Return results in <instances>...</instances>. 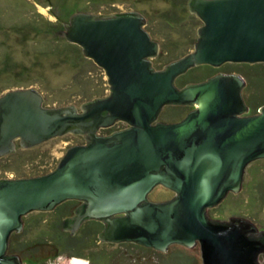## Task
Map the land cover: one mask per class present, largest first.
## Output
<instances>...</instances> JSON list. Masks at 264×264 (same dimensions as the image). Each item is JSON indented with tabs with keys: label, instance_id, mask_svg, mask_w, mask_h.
<instances>
[{
	"label": "water",
	"instance_id": "1",
	"mask_svg": "<svg viewBox=\"0 0 264 264\" xmlns=\"http://www.w3.org/2000/svg\"><path fill=\"white\" fill-rule=\"evenodd\" d=\"M202 22L194 51L156 70L160 45L137 12L112 17L78 12L59 32L102 68L110 93L81 106L47 108L34 88L0 96V157L66 134L85 136L55 170L0 180V264H23L9 255L13 233L34 212H53L68 201L82 203L62 228L75 235L100 221L102 243L136 244L159 252L173 245H200L203 264H259L264 232L249 221H214L209 209L241 192L246 169L264 160V106L256 114L240 74H219L179 88L191 69L264 63V0H190ZM167 106L195 109L176 123L158 121ZM117 122L129 128L100 136ZM158 187L175 196L150 201Z\"/></svg>",
	"mask_w": 264,
	"mask_h": 264
},
{
	"label": "rangeland",
	"instance_id": "2",
	"mask_svg": "<svg viewBox=\"0 0 264 264\" xmlns=\"http://www.w3.org/2000/svg\"><path fill=\"white\" fill-rule=\"evenodd\" d=\"M189 1L0 0V96L11 90L34 88L43 96L47 108L75 106L80 109L84 103L110 93L104 70L86 58L79 46L57 34L78 12L105 14L123 10L141 14L146 20L145 29L160 45L159 55L152 60L153 67L163 70L169 63L194 51L202 22L190 12ZM240 65L228 63L216 71L238 74ZM201 67L203 70L205 66ZM201 67L190 70L187 79L197 80L195 75L202 73ZM176 84L179 87V81ZM246 88L243 96L248 101L257 90L255 86L249 91ZM169 107L163 112H169ZM191 110L192 107L185 108L184 115ZM81 144H84L81 136L69 133L29 149L18 145L12 154L0 157V180L50 173L70 147ZM260 185H264V160L247 167L241 192L230 193L220 207L209 209V218L221 222L241 218L253 224L258 233L264 232V205L248 204L253 193L259 194ZM174 196L158 187L149 199L163 202ZM59 211L31 213L23 219V231L13 233L10 243L17 249L16 255L23 264H91L88 258L102 253L109 257L103 258L104 264H203L200 245L191 249L173 245L167 252H159L102 243L98 236L90 239L89 243L93 244L90 247L69 255L64 253L69 252V248L59 243L64 234H50L61 220L57 218ZM258 262L264 264L263 254Z\"/></svg>",
	"mask_w": 264,
	"mask_h": 264
},
{
	"label": "trees",
	"instance_id": "3",
	"mask_svg": "<svg viewBox=\"0 0 264 264\" xmlns=\"http://www.w3.org/2000/svg\"><path fill=\"white\" fill-rule=\"evenodd\" d=\"M240 66L241 67L238 68L240 73L238 72V74H240L241 76H244V78L247 79L248 87L246 88V91L251 90L252 89L251 87H253V86H255V90H257V93L255 95H252L250 98H248V101H246V103L248 104L250 109L252 108V114H256L259 111L260 107L264 106V63L254 64V65L242 64ZM200 70L202 71V73L200 72L201 76L202 75L203 76L208 75V74L212 73L211 71H213V70L216 71L215 68H212L210 66H205L203 70L201 67ZM187 75H188V73L185 76H183V78H180L178 80L179 81V87H183L185 85V83L188 82L189 79L185 78V77H188ZM200 75L196 74L195 76L198 77ZM169 108H170L169 112L164 111L162 113V115L160 116V118H162L161 119L162 121H164V122L165 121H170V122L172 121L173 122V121L177 120L178 118H181L184 116V109H185L184 107L170 106ZM254 182L256 183V180H254ZM257 183H256V185H257ZM258 187H259L260 192H259V194L258 193L252 194L251 199L248 201L249 206L253 207V206L259 204V202L261 203L260 206L264 205V185L263 186L260 185ZM69 203H71V202H69ZM69 203L67 202V204H69ZM67 204L65 203L63 205L65 206ZM101 228H102V225L99 222H92V223L88 224L87 226H85L81 230L80 233H78L75 236H72L70 233L64 232L62 229L61 223H59L54 229L52 228V231L50 232V234L56 233V232H60L61 234H64L63 239H61L59 241V243L62 245L64 244L63 246L67 247V249L69 248L70 251L64 252V250H63L64 253H68L69 255H72V252H74L75 250L83 249L85 247H90V245H93L92 243H89V241L94 236H98ZM96 240L94 242H97ZM98 240H99V237H98ZM57 245H58V243H57ZM62 245H58V246H62ZM120 245L128 246V247L132 246L136 249H141V250L147 249V248L138 246L136 244H130V243H125V244H120ZM9 252L12 254H15V255L18 252L17 249L14 247V245H12L10 242H9L8 253ZM102 254L103 255H100L98 257L91 256L88 259L91 262V264H104L103 258L105 259V258H109V257L105 253H102Z\"/></svg>",
	"mask_w": 264,
	"mask_h": 264
},
{
	"label": "flooded vegetation",
	"instance_id": "4",
	"mask_svg": "<svg viewBox=\"0 0 264 264\" xmlns=\"http://www.w3.org/2000/svg\"><path fill=\"white\" fill-rule=\"evenodd\" d=\"M118 13H125V11H123V10H116L115 12H108V13H105V14H95V15H97V16H100V17H112V16H115L116 14H118ZM91 14V13H90ZM70 19V18H69ZM67 23H65L64 24V27H65V25H66ZM198 68V67H197ZM195 70H196V68H194ZM215 69H217V68H215ZM192 70V69H191ZM194 70V71H195ZM193 71V72H194ZM189 72V71H188ZM187 72V73H188ZM212 73H210V74H208V75H200V76H198L197 78H196V76H195V78L197 79L196 81H191V80H188V82L187 83H185V85L183 86V87H179V88H184V87H186V86H188V85H190V84H195V83H201V82H204V81H206V80H208L209 78H211V77H214V76H217V75H219V74H233V73H224V72H221V71H211ZM186 73V74H187ZM185 74V75H186ZM185 75H182V76H180L178 79H177V81L180 79V78H183V76H185ZM188 76V75H187ZM185 78H187V77H185ZM168 107V106H167ZM174 107V106H173ZM175 107H184V108H187V107H190V106H175ZM165 109V108H164ZM195 108L194 107H192V110H194ZM81 109H79V111H80ZM185 110V109H184ZM191 110V111H192ZM190 111V112H191ZM189 112V113H190ZM162 113H163V111H162ZM161 113V114H162ZM161 116V115H160ZM185 116L186 115H184L183 117H181V118H178L177 120H175V121H160V122H163V123H176V122H179V121H181V120H183L184 118H185ZM160 118V117H159ZM159 121V120H158ZM129 128V125L127 124V123H125V122H117L113 127H111V128H109V129H101L99 132H98V135H100V136H109V135H111V134H113V133H116V132H119V131H123V130H126V129H128ZM75 135H78V134H75ZM78 136H81L83 139H84V144H81V145H85L86 143H87V140L85 139V136H83V135H78ZM20 146V144L17 142V146ZM21 147V146H20ZM12 154V153H11ZM157 189V188H156ZM159 189H162L163 191H170V190H167V189H164L163 187H159ZM170 192H172V191H170ZM173 193V192H172ZM175 195V194H174ZM171 200V199H170ZM69 202H71V203H69ZM157 202H160V201H158L157 200ZM162 202V201H161ZM163 202H165V201H163ZM66 204H67V202H65ZM65 203H63V204H65ZM68 203L69 204H67V205H60V206H58L55 210H60V211H62V212H57L58 214H57V218L59 217V218H61V220H60V222L59 223H61V226H62V222H63V220L64 219H66V218H68V217H71V216H74V214H75V210L79 207V206H81L82 205V203L81 202H79V201H68ZM61 208V209H60ZM54 210V211H55ZM92 222H99L101 225H102V228H101V230H100V232H99V234H98V237H99V235H100V233L104 230V224L102 223V222H100V221H95V220H89V221H86L82 226H81V228L78 230V232L75 234V235H77L78 233H80L81 232V230L85 227V226H87L88 224H90V223H92ZM63 229V228H62ZM64 231V230H63ZM64 232H66V233H70L69 231H64ZM71 234V233H70ZM72 235V234H71ZM75 235H72V236H75ZM120 245V244H119Z\"/></svg>",
	"mask_w": 264,
	"mask_h": 264
}]
</instances>
